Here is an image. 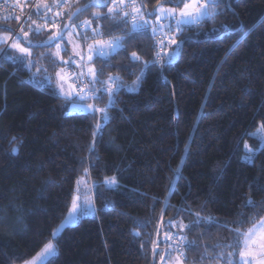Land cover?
I'll return each instance as SVG.
<instances>
[{
    "label": "trees",
    "instance_id": "16d2710c",
    "mask_svg": "<svg viewBox=\"0 0 264 264\" xmlns=\"http://www.w3.org/2000/svg\"><path fill=\"white\" fill-rule=\"evenodd\" d=\"M88 2L66 10L55 30L34 35L27 24V39L45 40ZM158 3L177 5L146 0V7ZM214 10V17L185 27L175 61L166 63L167 56L163 68L145 70L135 91L126 86L143 65L129 56L135 51L151 62L150 33L137 34L127 52L108 61L93 58L100 80L113 74L125 85L108 107L111 119L70 112L69 100L33 81L28 65L0 55V264L29 260L49 239L58 252L47 264H160L174 233L186 236L183 255L174 251L186 263L225 264L235 222L247 220V229L264 217V146L252 134L264 124V0H217ZM105 13L107 7L93 6L79 19L92 16L104 36H124L129 24ZM15 27L12 20L0 24ZM51 47L33 48V57ZM94 101L104 108L108 95ZM246 143L256 147L251 164L242 160ZM85 172L95 213L53 237ZM246 197L255 203L246 205Z\"/></svg>",
    "mask_w": 264,
    "mask_h": 264
},
{
    "label": "snow or ice",
    "instance_id": "6c2138e0",
    "mask_svg": "<svg viewBox=\"0 0 264 264\" xmlns=\"http://www.w3.org/2000/svg\"><path fill=\"white\" fill-rule=\"evenodd\" d=\"M166 2H175L178 6L183 4V8L180 11H177L175 8H166L163 4L158 3L156 8L150 11L146 7V0H139V3L138 0H89L88 4H85L82 8H76L74 12H70L68 14L67 19L74 20L73 23H65L62 29L56 33H51L45 40L39 43L27 39L28 32H24L23 37L17 36L16 39L9 45V48L15 49L19 55L10 54L8 49H0V55L5 56L9 60H15L19 64H26L29 67H33L35 64L31 59L33 56L31 49L55 46L57 51L55 53H49L48 55L58 57L61 51L60 42L64 41L67 35L76 33L78 36L82 35L85 41H94V43L87 44V50L89 53L87 55V61L89 63L92 62L93 55L108 61L113 55L117 54L121 50L127 52V44L130 42V40L137 38V34H142L146 30L150 29L151 36L160 37V39L153 44L155 56L151 62L142 60L135 51L131 52L129 56V59L134 64L139 62L143 65L140 75H138L136 81L133 82V85L135 86L141 82L145 70H148L156 65H159L161 68L164 67L165 61L162 53L167 51L169 45H176V48L173 50L172 54L168 55L166 63L171 64L175 61L179 52V47L183 43V39L177 42L175 38L177 34H182L185 27L187 26L198 24L202 20L206 18H212L216 15L214 6L217 3V0H205L202 5L189 4L186 3L185 0H166ZM66 3L67 0H60L59 5L56 3H53V5H48L47 3H37L35 5L37 15L43 17L47 12L53 11L55 7H63ZM109 3H111V7H107ZM93 6L107 7V13L104 14L105 18L113 19L116 21L117 25L130 24V29H126L125 35L122 37L116 36L107 41L98 39V37L103 36V32L98 28H91V21H80L79 19L83 12L87 11ZM190 8H195V12H190ZM128 9H131V11ZM57 15L60 14L57 13ZM92 15L98 20L101 18L102 14L100 12H94ZM146 16L148 18H146ZM153 16L156 18L155 23L151 19ZM117 17H120V19L117 20ZM16 19H19V17H16ZM29 19H31V17H29ZM52 19V17H47L45 24L36 25L34 29L30 27L29 30L33 32L34 35H39L44 30H46L47 22ZM32 23L35 24V21H32ZM77 28L90 29L92 36L89 37L87 32L82 34L78 33ZM21 31H23V28H21ZM9 39L10 37L7 35H0V44H7ZM21 39L25 40L28 45L27 47L20 43ZM64 50L66 51V49ZM75 54L78 55L82 61L85 59L83 54L79 52ZM84 75L85 73L82 70L77 76V80L82 84ZM87 75L91 77L89 83L92 85V87L88 88L87 92H84L83 87L81 88V93H83L81 95V99H102L103 94H107L108 105H106L104 108H97L94 107V105L87 103L73 104V108L85 112L92 111L93 114L95 112H99L102 114V119H111V117L108 115V107L114 106L118 102L119 91L124 88L125 85L118 76H109L107 80H100L94 67H87ZM57 77L61 82L59 84L61 91H65L63 83L64 77L60 73H57ZM97 84H100L102 87L97 88ZM97 93H101V95L97 96ZM65 94L68 95L70 93L65 92ZM95 127L97 130H99L100 125H96ZM259 131L261 132V139L264 140V124L260 126ZM11 140L13 143L11 152L13 154L18 153L19 149L15 147L17 137L13 136ZM93 149L94 142L92 145H90L89 151L91 152ZM255 155L256 152L249 149L248 154H246L242 160L251 164L255 158ZM106 182L110 185L116 184L115 178H107ZM245 203L246 205H253L255 202L251 197H246ZM87 204L88 202L85 201L84 205H78L74 201L72 206L73 211L69 214L68 222L71 223L76 220L78 209L79 215L90 214V209L86 207ZM196 215L199 216L198 213ZM246 222L247 220L245 219L235 222L237 224V227L234 229L235 239L231 244L227 245V247L232 250L227 252L225 264H264V219H261L258 223L253 220V226L251 228L243 229L242 226ZM64 227L65 225H61V229L57 231H62ZM180 227L183 228L185 226L180 225ZM56 235L57 232L52 233L53 237ZM135 235L139 236L140 234L135 233ZM168 239H172V237L168 236ZM177 239L183 240L186 239V236L177 234ZM193 243L194 242L189 241V246L191 247ZM57 247V243H55L53 239H49L44 244L41 252L38 253L37 256L31 261L27 262V264H47L48 256L50 254H55ZM174 250L179 251L180 255H183L182 248L177 247ZM218 256L224 258L223 253H218ZM234 257H238V259H234ZM161 260H163V256L161 257Z\"/></svg>",
    "mask_w": 264,
    "mask_h": 264
},
{
    "label": "rangeland",
    "instance_id": "374dc122",
    "mask_svg": "<svg viewBox=\"0 0 264 264\" xmlns=\"http://www.w3.org/2000/svg\"><path fill=\"white\" fill-rule=\"evenodd\" d=\"M47 1L48 0H32L31 3L32 4L35 3V5H36L37 3L43 4V3H46ZM52 1H60V0H52ZM67 1H69V0H67ZM78 1L79 0H72V3H69L67 5V10L70 9ZM191 1L192 2L189 4H196V2H197V0H191ZM27 4H28L27 0H23V5L25 6ZM163 5L166 8H175L177 11H180L183 8V5H179V6L178 5H171V4H163ZM35 10H36V7H35ZM189 11L195 12V8H190ZM88 18L92 19V22H91V27H92L94 19L92 16H89ZM0 24H2V23H0ZM87 30L86 31H80L77 28V32L81 33V34L84 32H87ZM24 32H26V31L22 32L23 35H24ZM0 35H7L8 37H10V39L8 40V43L4 44L2 49H5L8 47L10 54L19 55V53H17V51L15 49H10L9 45L16 39L17 36L22 37V35L19 33L15 38H13L14 30L9 29V28H0ZM28 36H29V33H28ZM113 37H115V36L110 35V36H106V37H102V38H98V39H102V40L107 41ZM179 41H180V39L177 38V42H179ZM20 43L25 47L28 46L27 43L24 42L22 39H21ZM88 43H94V41L89 40ZM88 43H86L84 41L82 35L78 36L76 33H72L70 35H67L66 39L64 41L60 42L61 51H60V55L58 57L48 55L49 53H55L57 51L55 46H52L51 48H47L45 50H42L39 53V55H37L38 54V52H37L34 57L33 56L31 57V59L33 60V62L35 64V67L34 66L30 67L32 80L35 81L36 83L42 85V86L46 85V86L53 87L58 94L62 95L63 97H65V99L69 100V111L70 112L81 111L78 109H74L73 104H85V103L92 104L90 102V99H86V100L81 99V95L83 94V93H81V88L84 87L83 88L84 92H87L88 88L92 87V85L89 83L91 77H89L87 75V67H94V69L97 72L96 66L92 62L89 63L87 61V55L89 54L88 50H87V44ZM175 48H176V45H171L167 49L165 55L168 56L169 55L168 52L170 50H171L170 54H172V52ZM64 49H66L67 51H65ZM31 51L33 53V49H31ZM77 52L84 55L85 59L83 61L80 59V57L78 55L75 54ZM41 54H43V55H41ZM178 55H179V52H178ZM94 57H95V55H93V58ZM93 58H92V60H93ZM45 59L46 60L52 59L53 63L50 64L49 62L45 61ZM82 70L85 73V75L83 77V84L77 80V76L81 73ZM57 73H60L64 77L63 83H64L65 91H61V89L59 87V84L61 82L59 81V79L57 77ZM110 76H118V75L111 74ZM107 79H108V77L106 79H102V80H107ZM134 81H136V79ZM133 82H131L130 84H128L126 86L127 90L135 91L138 89L140 83L138 85L134 86ZM79 85H80V87L78 88ZM98 85L99 84H97L96 87L100 88V86H98ZM65 92L70 93V94L66 95ZM93 101H94V99H93ZM94 103H95V101H94ZM94 107L100 108L96 104L94 105ZM260 126H261V124L253 131L252 134L256 138H258L259 146L262 147V146H264V140L261 139V132L259 131ZM249 149L256 152V147H251L248 143H246V146H245V152L246 153L244 154V156L246 154H248ZM77 198H79V199H77ZM74 201L78 205H84L85 201H87L88 204L86 205V207H88L90 209V214H88V215H93L95 213L93 185H92V182H91V179H90L88 172H85L79 178V180L75 186V195H74L73 201L71 203V206H70L65 218L62 220L60 225L56 228L55 232H57V233L61 232V231H57V230L61 229V225H65V227H66L68 225L76 223L82 216H86V215H79V209H78L76 220L74 222H71V223L68 222L69 214L72 213V211H73L72 206H73ZM262 219H264V217ZM252 226H250L248 228H251ZM177 247L178 246L168 247L169 253H167V255L163 257V260H161V257L163 256V254H161L160 259L158 260L160 262V264H188L183 259V256H180V255H177L176 253H174V251H175L174 249H176ZM42 249H43V247L37 253H35L29 260L22 262V263H17V264H27V262L31 261L34 257H36L37 254L40 253ZM160 249L161 248H159L158 251H161ZM57 252H58V250L56 249L55 254ZM176 252H179V251H176ZM55 254H50L48 256L47 260ZM170 256H171V258H170ZM236 258L238 259V257H236Z\"/></svg>",
    "mask_w": 264,
    "mask_h": 264
},
{
    "label": "built area",
    "instance_id": "2783aa9c",
    "mask_svg": "<svg viewBox=\"0 0 264 264\" xmlns=\"http://www.w3.org/2000/svg\"><path fill=\"white\" fill-rule=\"evenodd\" d=\"M60 1L55 2L57 5H59ZM191 0H186V3H191ZM205 2V0H197L196 5H202ZM139 3V0H138ZM53 5V4H52ZM111 3L108 4L107 7H111ZM67 10V5L65 4L63 7L57 6L53 9V11L51 12H47L45 14V16H40L38 15L36 18H33V11H35V3L34 4H30V5H23V0H0V23H7L8 21L12 20L14 22H16V27L14 29V35L13 38H15L20 32H21V28H26V25H29V29L31 28H35L36 25H43L45 24V20L47 19V17H52V20H49L47 22V27L46 30H55L57 29L61 23L62 20L65 16V11ZM129 11H131V9H128ZM57 13H59L60 15H57ZM16 17H19V19H16ZM29 17H31V19H29ZM148 18V17H146ZM151 19L153 20V22L155 23V17H151ZM84 20H89L92 22L91 18H86L83 19L81 21ZM32 21H35V24L32 23ZM54 21V22H53ZM163 22V21H162ZM202 22H199V24ZM129 26L131 27V25L129 24ZM28 29V31L30 32V30ZM80 31H86L88 28H78ZM145 32L150 33V29L146 30ZM114 36L112 34H108L106 36ZM177 34L175 36L176 40L178 38ZM88 36H92V33H89ZM101 36L98 38H102V37H106ZM116 37V36H115ZM153 42L155 43L157 40L160 39V37H153ZM85 41V40H84ZM89 41V40H88ZM88 41H85L86 43H88ZM171 45H169L170 47ZM166 53V52H165ZM165 53H162V56L165 58L167 57L165 55ZM80 87V85L78 86V88ZM84 88V87H83ZM90 102L95 105L93 99H90ZM180 235V234H179ZM182 236V235H181ZM172 239L169 240V244L168 245H164L165 248L168 249V247H172V246H178L179 248H181L185 242L186 239L183 240H178L177 239V233L171 234ZM156 247L160 246L158 244V242H156L155 244Z\"/></svg>",
    "mask_w": 264,
    "mask_h": 264
},
{
    "label": "crops",
    "instance_id": "0c3cea01",
    "mask_svg": "<svg viewBox=\"0 0 264 264\" xmlns=\"http://www.w3.org/2000/svg\"><path fill=\"white\" fill-rule=\"evenodd\" d=\"M52 0H48L46 3L48 4V5H52L53 3H55V2H57V1H52ZM31 2H32V0H27V5H30L31 4ZM91 28H93V26L91 27ZM94 29V28H93ZM83 37V36H82ZM171 51V50H170ZM170 51L168 52V54H170ZM177 254V253H176Z\"/></svg>",
    "mask_w": 264,
    "mask_h": 264
},
{
    "label": "water",
    "instance_id": "95a60500",
    "mask_svg": "<svg viewBox=\"0 0 264 264\" xmlns=\"http://www.w3.org/2000/svg\"><path fill=\"white\" fill-rule=\"evenodd\" d=\"M88 3H89V2H88ZM88 3H87V4H88ZM83 6H84V5H83ZM83 6H82V7H83ZM82 7H79V8H82ZM100 7H104V6H100ZM75 10H76V9H75ZM75 10H74V11H75ZM74 11H73V12H74ZM72 22H73V20H68V19H67V21H66V23H68V24H71ZM36 43H39V42H36Z\"/></svg>",
    "mask_w": 264,
    "mask_h": 264
},
{
    "label": "bare ground",
    "instance_id": "6f19581e",
    "mask_svg": "<svg viewBox=\"0 0 264 264\" xmlns=\"http://www.w3.org/2000/svg\"><path fill=\"white\" fill-rule=\"evenodd\" d=\"M169 48V47H168Z\"/></svg>",
    "mask_w": 264,
    "mask_h": 264
}]
</instances>
